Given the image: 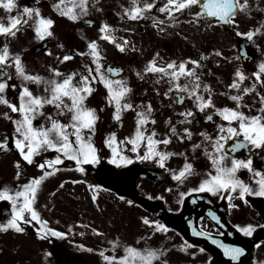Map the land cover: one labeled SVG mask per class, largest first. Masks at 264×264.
Returning a JSON list of instances; mask_svg holds the SVG:
<instances>
[{
  "label": "snow or ice",
  "instance_id": "6c2138e0",
  "mask_svg": "<svg viewBox=\"0 0 264 264\" xmlns=\"http://www.w3.org/2000/svg\"><path fill=\"white\" fill-rule=\"evenodd\" d=\"M52 7L60 16L86 24L94 23L93 20L87 19L93 8L103 11L100 0H56ZM0 8L8 13L9 21L5 24L0 19V37H3V42L0 43V105L17 114L12 116L8 111L0 112V117L11 121L13 125L12 132L5 133L3 138H0V150L11 151L14 146L22 158L14 162L15 180L20 181L22 178V161L40 170L39 174L27 178L23 183L0 186V201L9 202L11 206L7 219L0 221V232L24 234L27 231L26 226L32 225L40 239H63L74 231L71 225L69 231L52 227L37 207L44 182L60 172L62 166L67 167L65 161L72 162L71 167L82 175L87 174L91 167L100 166L104 161L116 168H125L135 161H152L170 173L178 189L186 186L192 178L200 177L198 183L178 192L180 205L185 203V198H191L192 202L196 203L197 197L192 194H210L226 199L229 201V208L237 207L232 203L237 197L245 204L249 202V196L264 197V166L257 167L255 164L257 156L264 160V59L256 64L251 73L244 70L243 63L235 68L233 79L226 85L230 91L220 93L228 95L235 106H217L214 102L216 90L210 83L203 81L202 76L205 73L198 71L204 68L202 61L213 55L225 60L252 59L247 46L234 57H224L223 51L214 48L210 53H201L199 59L189 56L166 63H158L160 53L156 52L142 70H135V75L140 81L152 77L155 83L167 84L163 95L169 98L170 107L191 101L190 107L176 110L175 119H166L167 131L159 134L151 127L156 123L155 108L151 101L133 100L135 93L130 78L122 75L124 68L105 64V56L97 40L88 41L87 51L77 50L79 56L88 58L81 71L65 72L52 64L47 66L48 75L30 71L24 62L23 52L12 51L8 38L16 37L22 27L28 26L33 29L37 41H47L55 35L56 20L43 15L39 6L20 5L19 0H0ZM121 8L117 15L122 21L151 18L153 26L161 33L167 31L168 25L187 23L196 28L203 25L207 29H214L216 26L231 29L236 36L245 38L252 44H256L257 35H264V19L247 31H242L239 27L238 17L241 15L251 18L254 10L264 12L259 0H163L162 3H158V0H131L128 6ZM154 10L163 15H154ZM13 11L15 15L12 14ZM125 30L135 31L134 28ZM98 31L100 39L112 43L121 53L129 49L135 50L127 37L116 36L117 29L107 21L101 23ZM59 47L64 48V44L61 43ZM256 47L259 48V45L256 44ZM45 51L48 55H55L61 64L74 58L71 51L63 55L54 54L50 48ZM216 63L219 64L220 61L217 60ZM208 71L211 72V69ZM248 80H251L250 84L246 83ZM31 85H35L38 91H34ZM101 85L104 89L103 103H89ZM12 90L15 99L9 97ZM153 91L160 94L159 88L154 87ZM250 93H256L258 97L260 107L256 114L243 110L246 106L244 97ZM108 109H111V119L118 127H123L127 112H133L135 120L133 131L129 135L120 137L116 130L105 134L102 140L108 150L105 155L96 137L103 120L102 113ZM208 109H213L214 112H209ZM199 113H204V119L214 123V133L201 131L198 135L202 139L191 143L190 151L176 153L168 150L166 146L174 139L181 142L192 141L195 133L190 125ZM216 116L220 118L218 123L215 122ZM49 152L54 154L37 159L43 153ZM201 153L209 164L204 171L198 169L194 162ZM176 155L184 158L182 166L178 169L169 168V160ZM243 170L249 174L247 180L241 175ZM71 182L87 183L90 190L102 188V185L88 183L86 179ZM64 183L61 182L60 187H63ZM52 194L55 195V192ZM119 199L125 200V197L119 196ZM92 200L97 201V191H93ZM126 202L129 205L135 203L131 199ZM208 216L218 224L221 222V217L211 209L208 210ZM142 222L153 230V234H167L170 231L169 226L159 219L144 216ZM189 223L192 225V234L207 237L213 244L218 245L223 255L228 258L229 264H244L247 251L244 246L214 239L208 231L199 229L192 221ZM77 224L85 226L83 221H77ZM236 227L240 234L252 237L261 226L247 223ZM93 231L97 235H103L98 228ZM80 235L84 236L85 233L80 232ZM150 238L141 237L145 240L143 247L124 244L122 255L115 254L122 244L119 238L108 242L112 254H109L107 248L95 249L83 243L78 244V248L89 253L98 252L103 264H170L167 259L169 249L163 245L151 246L147 243ZM261 244H264V240L255 246L258 248ZM192 247L194 246L189 241L184 240L179 245V250L195 257L197 253L190 251ZM199 252L203 253L205 249L200 247ZM52 255V251L46 252V256ZM203 264H212L211 257ZM257 264H264V261H258Z\"/></svg>",
  "mask_w": 264,
  "mask_h": 264
},
{
  "label": "flooded vegetation",
  "instance_id": "af4514ba",
  "mask_svg": "<svg viewBox=\"0 0 264 264\" xmlns=\"http://www.w3.org/2000/svg\"><path fill=\"white\" fill-rule=\"evenodd\" d=\"M259 3L264 7V0H259ZM261 19H264V17L258 16L253 18L251 23L244 24L240 29L242 31H247L259 25ZM213 30L215 32L214 35L211 36L213 39H209L207 36L203 39L202 35H198V37L202 39V46L201 48L198 47L196 50L197 57H200L201 53L206 54L207 52H212L214 48L223 51L224 57H234L239 54L241 49L245 46H247V51L252 57V59L244 61L236 59L225 60L223 57L215 56V60L211 61V66L206 67L210 79L206 80L202 78L203 81L210 83L216 90L214 102L217 106H235L229 96L220 94L221 90H228L226 85L231 82L235 68L241 63L245 64L249 61L250 64L245 66L244 70L247 73H251L255 70L256 64L261 59H264V35H257L255 38L256 44L259 45V48H257L256 44H252L246 41L245 38L236 36L231 29L216 26ZM189 37L197 47L196 41H194L196 38H193L192 35H189ZM233 45H235V47H233ZM171 56L172 60L175 59L179 61L175 52L172 51ZM217 60L220 61L219 64L216 63ZM143 66L144 65H140L137 69L142 70ZM209 69H211V72L208 71ZM250 83L251 80H248L247 84ZM31 86L33 87L34 85ZM135 86V100L137 102L141 100L151 101L154 106L156 123L151 127H154L159 134H163L167 131L165 121L168 117H173V119H175L176 110H183V108L191 106V101H186L184 105H172L170 107L169 98L163 95L167 90L166 83H155L152 77L145 81L137 79ZM154 87L159 88V95L153 91ZM10 92V98L15 99L14 92ZM247 101H249L252 106L259 105L258 97H255L254 93L247 98ZM3 111H8L6 106L0 108V112ZM207 111L214 112L213 109H208ZM257 111L258 110L252 107L246 113L256 114ZM14 115L17 114L14 113ZM215 122H220L218 116L215 117ZM5 123L6 119L0 117V138H3L5 133H11L13 130L11 121H9L7 126ZM178 127L181 126L178 125ZM190 127L193 133H195L192 141L181 142L174 139L171 144L166 146L167 149L176 153L190 151L191 143L198 142L202 139V137L198 135L201 131L208 130L213 133L215 131L214 123L204 119V113H199ZM12 148L13 150L6 152L0 150V186L6 184L18 185L23 183L27 178L39 174L40 172L35 166L27 165L26 162L22 161V178L20 181L15 180L16 168L14 162L22 158L14 149V146H12ZM53 154L54 153L51 152L43 153L41 156L37 157V159H43L44 156ZM129 154L134 155L132 153ZM183 162L184 158L176 155L169 160L168 167L178 169L182 166ZM194 162L201 171L206 170L209 166L208 161L202 153L195 158ZM71 163L70 161H65L67 167L62 166L60 172L47 178L39 193L37 207L41 211L42 216L49 220L52 227H56L61 231H69V226L71 225L74 231L63 239L56 237L40 239L36 235L32 225L26 226L27 231L24 234H17L11 231L8 233L0 232V249H2V251H0V264H103V260L98 252L89 253L86 250L79 249L78 244L83 243L95 249L107 248L109 249V254H112L111 246L108 242L115 238H119L122 244L115 254L122 255L124 244H134L137 247H143L145 246V240L141 239V237L149 236L151 238L147 243L151 246L159 247L163 245L169 249L167 259L170 261V264H203L207 258L211 257V259H213L212 254L206 250L203 253L199 252L201 246L185 239L177 226L167 224L170 229L167 234L160 232L153 234V230L142 222V217L144 216L150 219H159L164 222L162 220L165 217L164 212L169 214H180L185 203L183 205L178 204V192L180 190H186L187 187H191L198 183L200 177L192 178L186 186L178 189L176 187V182L171 179L170 173L159 168V166L152 161H135L132 164L137 170L134 176L135 192L138 196L156 203V205H154L156 212H153L147 206L127 196H124L125 200H120L119 196L122 195L104 187L100 189L102 196L97 195V201H93L92 195L95 190H90L87 183L80 182L74 184L71 182L72 180L83 181L86 179L88 183L96 184L95 182L97 179L95 173L96 170L100 168L108 170L114 169L120 173L121 177L125 178V170L129 169L132 165H128L125 168H116L107 162L103 166L91 167L87 174L82 175L71 167ZM255 164L257 167L264 166V160H261V158L257 156L255 158ZM128 174L130 176L134 175L133 172H129ZM241 175L246 180L248 179L249 174L246 170H243ZM61 182H65L63 187H60ZM169 188L172 190L168 191ZM53 192H55V195L52 194ZM197 195L195 208L200 209L209 207L211 210L215 211L221 217V222L218 225H223V222L227 221L237 231V225L243 226L247 223H253L261 226L257 228L252 237H245L243 234L240 235L254 245V252L257 249H264V244H261L258 248L255 246L256 243L264 240V197L249 196V202L247 204L237 197L232 201L237 207L229 208V201L226 199H220L210 194ZM128 199L133 200L135 203L133 205L127 204L126 201ZM187 199L188 198H185V202ZM209 201H211V204ZM96 202L103 205L101 211L105 212V214L100 215L102 223L99 222L100 224L98 225H96L97 218L95 214ZM45 205H47V207H45ZM10 207L9 202H3L2 207H0V221L7 219L10 214ZM176 208H179L180 211H169V209ZM201 218L203 219L201 220ZM77 221H83L85 226H80L77 224ZM197 224L200 229L208 231L209 233L218 235L223 233L220 226L215 225L205 216H198ZM94 228L100 229L103 235H97L93 231ZM80 232H84L85 235L81 236ZM184 240L189 241V243L194 246L190 251H195L197 253L195 257L179 250V245ZM47 251H52L53 255L46 256ZM258 261H264V258H259Z\"/></svg>",
  "mask_w": 264,
  "mask_h": 264
},
{
  "label": "rangeland",
  "instance_id": "374dc122",
  "mask_svg": "<svg viewBox=\"0 0 264 264\" xmlns=\"http://www.w3.org/2000/svg\"><path fill=\"white\" fill-rule=\"evenodd\" d=\"M35 0V6H39L42 10V14L45 16H51L56 20L54 25L55 35L52 37L53 43L50 45V49L54 54L63 55L71 51L74 54V58L64 63H60L55 55H48L47 53L33 54L31 48L33 45L37 44L38 41L34 38V32L31 27L24 26L17 33L16 37H9L10 46L12 51L23 52V59L30 71L39 72L44 75H48L49 64H52L56 67L61 68L65 72H70L73 70L81 71L83 70V64L88 60L87 57H81L77 54L79 51H87V44L89 40H97L100 48L105 56V63L108 62H119L122 66L127 68L125 75L130 78V81L133 85L134 83V96H136V86L137 77L135 75V70L140 67L141 64L147 62L146 60L154 56L156 52L160 53V58H158V63H166L170 61V56L172 51L175 52L179 60H182L186 57H193L199 59L200 57L196 56V50L198 47L202 46V39L198 35H202L204 39L205 36L209 39L214 35L213 29H207L203 25L199 28L194 27L193 25L187 23H181L177 26H167V31L161 33L153 26L151 18L142 19L139 21L136 20H121L120 16L117 15L118 12L122 10L121 6H128L131 0H100V6H102L103 11H97L96 8H93L87 18L95 20V26L93 28H85L81 26L80 22H73L69 19L60 16L52 7L56 0ZM20 5H24V0H19ZM22 10V9H21ZM154 15L163 14L159 13L158 10H154ZM258 16L264 17V12L253 11L251 18L241 15L238 17L240 21V26L243 27L246 23H251L253 18ZM0 19L2 22L7 24L9 21L2 13V8H0ZM107 21L110 25L114 26L116 31V36L127 37L130 44H132L135 50L129 49L125 53H121L112 43L100 39V33L98 31L99 26L102 22ZM135 31H126L125 29H132ZM192 35L193 38H196L197 47L192 39L189 37ZM188 37L185 39V37ZM70 37L72 38L70 40ZM3 42V37H0V43ZM64 44V48H60V44ZM170 44L169 48L166 47V44ZM83 45V46H82ZM82 46V47H81ZM208 53V52H207ZM206 53V54H207ZM135 58L134 62H131V58ZM214 55L209 56L207 60L202 61L204 68L199 69L198 71L205 73L202 78L209 80L210 76L207 73L206 67L211 66V61L215 60ZM191 67V65H189ZM10 71H12L10 69ZM183 80V78H182ZM19 83V81H16ZM247 83V81H246ZM167 85V84H166ZM168 87V86H167ZM34 91H38L36 86L33 87ZM230 90L222 89L221 93H227ZM11 95V92H9ZM9 95V97H10ZM104 89L101 85L99 91L95 93L94 98H90L89 103L93 105H98L103 103ZM225 96V95H223ZM228 96V95H227ZM252 96V93L245 95V107L243 110L245 112L249 111L250 108L254 107L255 110H258L259 105L252 106V104L247 101V98ZM254 96L257 97L256 93ZM136 101V100H135ZM4 105H0V108H3ZM250 106V107H249ZM7 108V107H6ZM8 112L10 115L15 116L9 108ZM111 109L106 110L102 113L104 117L99 128V132L96 137L98 145L101 147L105 155L108 154V150L104 147L102 140L105 134L109 131L116 130L120 137L129 135L133 131L135 114L133 112H127L124 117L123 127H118L115 122H110L111 119ZM9 120H6V126L8 125ZM107 161L102 162L100 166H103ZM97 184V182H95ZM97 191V195H101L100 190ZM100 196V197H101ZM100 201V199H99ZM99 204V203H98ZM103 205L99 204L97 207V202L95 205V214L97 218L96 225L102 223L101 214H105L104 211H101ZM100 222V223H99ZM264 258V249H257L254 253L252 264H257L258 260Z\"/></svg>",
  "mask_w": 264,
  "mask_h": 264
},
{
  "label": "water",
  "instance_id": "95a60500",
  "mask_svg": "<svg viewBox=\"0 0 264 264\" xmlns=\"http://www.w3.org/2000/svg\"><path fill=\"white\" fill-rule=\"evenodd\" d=\"M88 25H91V24H88ZM47 42L48 40L43 41L39 46L34 47L33 51L38 52V51L44 50L47 45ZM133 170L134 172H136V168ZM98 177H99L101 184L109 188H112L113 190L117 191L120 194L131 196L139 202H142L144 204H149L145 202L144 200L138 198L136 193L130 189V187L133 185V178L127 177L126 179H122L119 173L114 170L110 172L99 171ZM194 210L195 209L192 206V199H191L187 201L184 212L179 216V219L182 220L184 218L185 220H187L188 224L177 222L174 219H178V218L172 215L166 216L164 219L167 221L168 224L176 225L187 239H190L196 242L197 244L202 245L206 250L212 252L214 254L213 264H229L228 258L223 255V251L222 249L219 248L218 245L213 244L212 241L209 240L207 237H200V236H195L192 234V231H191L192 225L189 223V221L191 220L194 221V219L197 217V215H195L194 213ZM203 212L204 210L201 211V213ZM195 225L197 226V223H195ZM225 231H226L225 236H222L220 238H214L213 236V238L223 240L225 243H231V244H237L240 246H244L247 249L245 257H244V264H250V257L253 251L252 243L241 238L238 234L234 233L231 230L225 229Z\"/></svg>",
  "mask_w": 264,
  "mask_h": 264
}]
</instances>
